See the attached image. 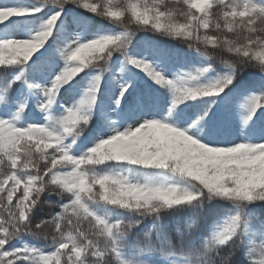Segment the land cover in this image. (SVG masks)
<instances>
[{
    "label": "snow or ice",
    "instance_id": "snow-or-ice-1",
    "mask_svg": "<svg viewBox=\"0 0 264 264\" xmlns=\"http://www.w3.org/2000/svg\"><path fill=\"white\" fill-rule=\"evenodd\" d=\"M0 264H264V0H0Z\"/></svg>",
    "mask_w": 264,
    "mask_h": 264
},
{
    "label": "trees",
    "instance_id": "trees-1",
    "mask_svg": "<svg viewBox=\"0 0 264 264\" xmlns=\"http://www.w3.org/2000/svg\"><path fill=\"white\" fill-rule=\"evenodd\" d=\"M97 22H100V21L98 20ZM138 35H141V36L147 35V36H149V37H151L153 39L160 40L161 42L166 43V44H168V43H174V42L168 41L164 37H160V36L155 35V34L150 33V32L149 33H139ZM178 46L180 48H186L187 47V45L186 44H183V43L179 44ZM209 52L214 57V61H215V65H216L217 69L218 70L221 69L223 67V65L221 63V58L223 57V58L227 59L228 57L225 54L220 53L218 51H213L212 49H209ZM256 71H257V69L252 68V67H249V68H247V69H245L243 71L242 78L243 79H248L249 76L252 75L253 73H255ZM47 199L52 200V201H55L57 199V197L56 196H50ZM26 239H28V238H26Z\"/></svg>",
    "mask_w": 264,
    "mask_h": 264
}]
</instances>
